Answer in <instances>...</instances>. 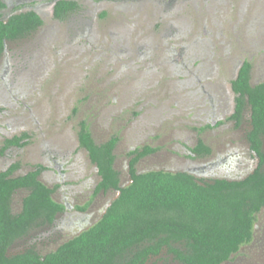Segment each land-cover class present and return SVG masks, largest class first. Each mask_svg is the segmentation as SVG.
I'll return each mask as SVG.
<instances>
[{
    "label": "rangeland",
    "instance_id": "rangeland-1",
    "mask_svg": "<svg viewBox=\"0 0 264 264\" xmlns=\"http://www.w3.org/2000/svg\"><path fill=\"white\" fill-rule=\"evenodd\" d=\"M5 18L35 9L44 24L7 42L0 56V150L28 133L27 144L0 154V171L13 176L46 166L40 179L66 205L54 224L38 227L10 248L42 253L97 222L119 191L94 193L97 166L80 146V122L96 142L119 137L115 167L131 182L130 151L158 147L139 172L188 171L210 180L244 178L258 165L247 139L249 111L240 126L232 80L245 59L252 83L264 78V0H76L66 20L54 0H3ZM203 139L212 153L196 157ZM27 190L13 196L20 212ZM86 206L85 209L80 207ZM147 264H180L171 256ZM224 264H264V207L251 243Z\"/></svg>",
    "mask_w": 264,
    "mask_h": 264
},
{
    "label": "trees",
    "instance_id": "trees-1",
    "mask_svg": "<svg viewBox=\"0 0 264 264\" xmlns=\"http://www.w3.org/2000/svg\"><path fill=\"white\" fill-rule=\"evenodd\" d=\"M0 0V56L7 42L26 38L43 24L35 9L5 18ZM81 8L76 0H57L54 17L66 20ZM253 65L245 59L232 80L235 109L230 119L240 126L249 111L247 139L258 165L240 179L206 180L188 171L163 169L139 172L138 162L158 150L144 145L130 151L131 182L121 186L115 167L119 137L96 142L88 121L80 122V146L98 168L94 193L118 190L101 218L60 244L40 253L36 247L11 254L10 247L38 227L54 224L65 205L53 197L54 189L40 179L42 164L13 176L19 164L0 171V264H147L151 258L172 257L180 264H224L252 242L258 213L264 207V78L252 83ZM27 132L6 139L0 154L11 146L27 144ZM196 157L212 153L199 139L192 148ZM28 191L20 212L13 211V196ZM86 206L80 207L85 209Z\"/></svg>",
    "mask_w": 264,
    "mask_h": 264
},
{
    "label": "flooded vegetation",
    "instance_id": "flooded-vegetation-1",
    "mask_svg": "<svg viewBox=\"0 0 264 264\" xmlns=\"http://www.w3.org/2000/svg\"><path fill=\"white\" fill-rule=\"evenodd\" d=\"M54 1L56 2L57 0H54ZM42 165H43V164H42ZM44 166H45V165H44ZM44 169H46V166H45ZM44 169H43V170H44ZM40 175H41V174H40ZM39 177H40V176H39ZM53 189H54V188H53ZM54 191H55V189H54ZM53 194H54V192H53ZM60 203H61V202H60ZM62 204H63V203H62ZM64 205H65V204H64ZM65 209H66V205H65ZM65 209H64V210H65ZM105 210H106V209H105ZM62 212H63V211H62ZM62 212H61V213H62ZM61 213H59V214H61ZM59 214H58V216H59ZM58 216H57V218H58ZM57 218H56V219H57ZM55 221H56V220H55ZM54 223H55V222H54ZM87 228H88V227H87ZM87 228H85V229H87ZM85 229H83V230H85ZM83 230H82V231H83ZM10 248H11V247H10ZM9 251H10V250H9Z\"/></svg>",
    "mask_w": 264,
    "mask_h": 264
}]
</instances>
